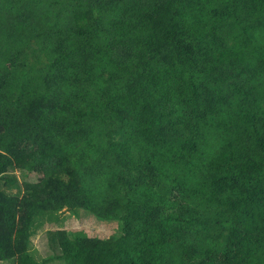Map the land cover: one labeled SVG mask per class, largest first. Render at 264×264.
<instances>
[{
	"label": "trees",
	"instance_id": "obj_1",
	"mask_svg": "<svg viewBox=\"0 0 264 264\" xmlns=\"http://www.w3.org/2000/svg\"><path fill=\"white\" fill-rule=\"evenodd\" d=\"M62 210L118 229L39 262ZM55 261L264 264V0H0V263Z\"/></svg>",
	"mask_w": 264,
	"mask_h": 264
},
{
	"label": "rangeland",
	"instance_id": "obj_2",
	"mask_svg": "<svg viewBox=\"0 0 264 264\" xmlns=\"http://www.w3.org/2000/svg\"><path fill=\"white\" fill-rule=\"evenodd\" d=\"M19 176L22 181H35L38 175ZM36 219L37 228L35 235L32 237L33 247L30 251L37 257L39 262L51 256L52 253L48 244V231L62 229L71 233H81L88 237L107 238L114 235L118 229L117 223L97 221L82 210H62L52 215L42 213ZM49 264L60 263L55 261Z\"/></svg>",
	"mask_w": 264,
	"mask_h": 264
}]
</instances>
